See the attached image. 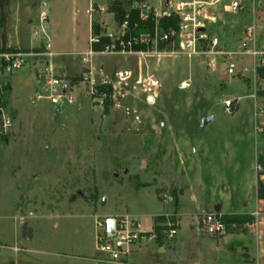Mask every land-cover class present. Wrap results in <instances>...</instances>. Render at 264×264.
<instances>
[{
  "label": "rangeland",
  "instance_id": "1",
  "mask_svg": "<svg viewBox=\"0 0 264 264\" xmlns=\"http://www.w3.org/2000/svg\"><path fill=\"white\" fill-rule=\"evenodd\" d=\"M88 4L89 0H9V26L22 23L40 31L42 25L47 38L51 36V50L58 54L53 59L54 74L69 83L75 102L64 105L61 111L47 101L34 102V95L43 90L39 58L34 72L30 70L25 76L20 73L13 86L4 91L14 117L12 133L0 138V247L4 252L10 253L14 234L25 231L32 236L30 244H44L52 251L65 249L68 257H90L94 252L95 217L113 216L107 215L110 210L118 214H147L160 207L158 201L166 211L154 216L153 223L178 230L181 199L193 200L197 196L204 203L191 215L197 222L196 216L212 212V205H221L222 209L224 201L248 193L255 175L260 173L257 166L263 168L256 154L258 151L264 156V133H254L252 101L244 99L237 114L233 115L236 104L233 116L225 114L224 103H237L239 99L233 100L231 91L222 83L226 61L220 52L222 36L228 39L229 31L237 36V26L243 30L254 25L257 50L264 53V0H244L243 10L228 11L226 17L222 4L227 3L209 7L215 21L208 22L206 31L218 38L217 52L204 49L189 60L96 55L92 58V81L83 84L79 54L88 46ZM197 7L206 8L203 4ZM245 14L251 18L241 20ZM224 19L227 26H222ZM96 20L109 21V30L116 29L114 17V23L109 16ZM17 28L12 29V39L20 38L21 46L28 47L30 32ZM47 38L39 34V39L33 41L34 50L42 51ZM55 62L69 66L68 71H60L61 76L75 71L74 75L58 76ZM255 72L254 78L233 77V83H246L249 89L255 86L254 106L264 109V67ZM148 77L159 80L157 91H145ZM182 82L189 83V88L181 90ZM108 86L112 90V106L105 114V100L101 104L95 98L105 94L106 99ZM91 88L96 89L95 96L90 94ZM208 116L214 119L201 129V120ZM175 141L180 142L179 159ZM197 146L203 148L204 156ZM187 155L192 159L199 157L203 168L193 169V160ZM250 159L256 163L248 169ZM195 175L199 179L194 185ZM215 180L219 184L213 183ZM167 194L173 195L174 202L164 203ZM143 224L148 225L147 217ZM163 256H169L168 249Z\"/></svg>",
  "mask_w": 264,
  "mask_h": 264
},
{
  "label": "built area",
  "instance_id": "2",
  "mask_svg": "<svg viewBox=\"0 0 264 264\" xmlns=\"http://www.w3.org/2000/svg\"><path fill=\"white\" fill-rule=\"evenodd\" d=\"M244 0H207L197 2L172 4L168 0H89L87 16L91 33L88 37L87 49L79 54L83 66L81 73L83 84H90L93 77L92 58L96 55L124 54L140 57L168 56L192 59L201 54L204 49L212 53L219 50L217 37L210 36L206 25L210 19L209 7H215L221 2L227 3L223 8L237 13L243 10ZM249 1V0H246ZM206 8L199 9L198 5ZM121 14V21H116V29L109 30V21L96 20V17L109 16L115 18ZM165 20L170 25L161 27ZM115 21L113 20V23ZM173 22V25L171 23ZM93 26L97 32H93ZM39 34L47 38L42 25L40 31H32L30 39H39ZM255 26L249 25L244 29V36L237 51L220 52L225 58L227 74L232 77L245 74L247 69L236 71L235 58L246 56L252 60L253 72L264 67V53L257 50L255 43ZM48 39V38H47ZM164 45L165 49L159 46ZM56 56L48 42L42 51L34 49H20L10 46L3 40V29L0 27V138L12 133L14 117L6 104L4 91L13 86L14 78L24 71L36 67L39 58L43 71L39 74V81L43 90L34 95V102L47 101L58 110L64 105L72 106L75 98L71 93L69 83L58 78L53 71V59ZM39 62V63H40ZM159 80L148 77L145 80V91L155 92L160 88ZM181 90L189 88V83L182 82ZM96 89L91 88L90 94L95 96ZM104 96V97H103ZM105 94L94 97L101 104ZM236 101L224 103L225 114L232 115ZM254 133H264V109L254 106ZM257 169L261 168L257 166ZM174 197L167 194L164 203L174 202ZM223 215L215 210L196 216L199 229L212 239L220 240L227 233V227L222 220ZM251 222L245 225L249 231H254L260 223H264V201L261 208H256L251 214ZM24 219L21 218L22 222ZM157 227L158 230H155ZM94 249L96 260L106 264H128L134 249L146 243L165 240L171 241L177 234L175 226H164L153 223L150 231H144L140 218L130 212L119 215L95 217L94 219Z\"/></svg>",
  "mask_w": 264,
  "mask_h": 264
},
{
  "label": "crops",
  "instance_id": "3",
  "mask_svg": "<svg viewBox=\"0 0 264 264\" xmlns=\"http://www.w3.org/2000/svg\"><path fill=\"white\" fill-rule=\"evenodd\" d=\"M168 1L174 5L180 3V1L178 0H173V1L168 0ZM187 1H191V0H187ZM223 6L224 4H222V12L224 13L223 16L226 17V13L228 12V9L225 10ZM85 16L88 24V33L90 35L91 30H90V23L87 16V12ZM248 18H251V15L245 14L241 20H247ZM209 21H215L214 17L210 15ZM226 23L227 21L224 19L222 26H225ZM13 27L15 29L16 27H18L17 29H23L29 31L30 32L29 41L31 40L30 35L33 31V26L28 24L26 26H23L22 23L12 24L11 26L7 24L5 31H3L5 32L6 43H8L12 47L20 48V49L36 48L35 43L32 40L29 42L28 47L21 46L22 41L20 38H18L17 40H13L12 39ZM232 28L233 27L230 26V30ZM237 28L239 29V35L234 36L233 34L235 33L233 31H229L228 39L222 36V52H231V51L234 52L238 50L240 42L244 36V31H243L244 29L241 30L240 26H237ZM48 29L51 35V25L49 26ZM49 42L52 49L53 43L51 40V36L49 38ZM87 47L84 50H82V52L80 53H83L87 49ZM55 54L56 56L58 55L57 53ZM235 61H236V71L239 72L243 69H247L248 71L245 74L234 77L235 80L238 77L254 78L253 76L255 75L256 72L255 73L253 72L252 60L249 57L239 56L235 58ZM67 66L66 65L60 66L58 62H55L54 63L55 73L58 76L64 78L73 76L75 71L66 76L60 75L61 74L60 71L62 69L68 71ZM28 73L29 71H24L21 73V75L25 76ZM234 79L232 76H229L227 74L226 68L222 70V83L227 89L231 91L230 97L233 100L239 99L236 103L237 110L233 115L238 113L240 102L244 99L251 100L253 103V107L255 104H257L256 101L257 96L256 94H252L255 86L253 87V89H249L250 85H246V83H241V82L235 84L233 83ZM231 133L232 132H230V134ZM189 138L190 137L187 136V139ZM174 143H175L174 150L175 153H177V157L179 159L180 158L179 155H181L180 146H179L180 142L175 141ZM188 143L189 142L187 141V144ZM181 148L183 149V147ZM196 148L198 149L197 151H200L199 152L200 155L202 156L205 155L202 147L197 146ZM191 151L192 150L190 149L189 152ZM255 151L257 150L255 149ZM195 153L197 154L196 151ZM187 157L193 160L192 163L190 164V166L193 165V169L198 170L199 168L200 169L203 168L199 164V157L198 158L195 157L194 159H192V157H190L189 155H187ZM256 158L258 159L261 158L263 159L264 162V156L260 154L258 151L256 154ZM255 163L256 161L253 162L252 164V159H250L248 163L249 165L248 169L253 168ZM260 172L262 173L261 175H257V176L255 175L253 182L250 184L248 193H246L245 195L242 194L239 197H235L229 202L224 201L222 205V209H221V205H212L213 206V207L211 206L212 211L217 210L223 216L242 215V216L251 217V214L255 211L256 208L262 207L264 201V200H260L257 196L258 183L260 182L264 185V169L261 168ZM190 179L191 177L188 178L189 184H191ZM192 179H193L192 183L195 185L196 180H198L199 177L195 175ZM213 179H215V177H213ZM213 183L219 184V182L216 180ZM140 188L151 189L149 187H140ZM192 198L193 200H191V198H187V199L183 198L181 199V201H179L178 208L180 210L179 213L181 215V220L176 236L169 243H163L161 240H159L158 242L146 243L134 249L130 256V261H132V264H264V223H260L259 225H257L254 231H249L245 227H243L241 229L227 231L226 235L222 237L220 240L212 239L200 231L198 223L194 221V219L191 217V215L195 211L200 210L204 204L199 197L194 196ZM158 204H160V207L153 212H149L147 214L146 213L143 214L141 212H139L138 214L133 213L134 215L139 216L141 221V226L144 231L152 230L153 217L159 216L166 211V207L163 206L159 201ZM107 215H119V214L116 213L115 210H110ZM144 217L148 218L147 226H144L143 224ZM184 221H185V226H183ZM13 240H14L13 246L8 248V250L12 254L2 251L3 248L0 247V264H102L96 260L95 249L90 257H86V256L68 257V254L66 253L65 249L59 251H52L46 246H44V244H36V245L30 244V242L32 241V236L30 235L29 232L21 231V235L20 233L19 234L16 233L14 234ZM167 244H169L167 248L169 251V256H163L167 251L166 249ZM93 246H94V236H93ZM156 248H159V250H157L159 255L155 253ZM75 251L76 252L78 251V247H76ZM33 254L40 255L42 257H33Z\"/></svg>",
  "mask_w": 264,
  "mask_h": 264
},
{
  "label": "trees",
  "instance_id": "4",
  "mask_svg": "<svg viewBox=\"0 0 264 264\" xmlns=\"http://www.w3.org/2000/svg\"><path fill=\"white\" fill-rule=\"evenodd\" d=\"M9 6V0H0V27L5 31L6 25H7V12L6 9ZM121 14L118 13L116 16L117 21H121ZM170 24L167 23L165 20L161 21V27L162 28H167ZM173 25V22L171 23ZM93 32H97L96 26L94 30L93 26ZM3 40L5 41V32H3ZM109 87V86H108ZM103 86H100L99 89H102ZM111 87H109V93L108 97L105 99V106H104V113L107 114L110 107L112 106V101H111ZM261 162L262 167L264 168V162L263 159H259ZM262 173L260 172L258 175H261ZM257 196L260 200H264V185L262 183H258L257 185ZM223 222L225 223L227 227V231H232L236 229H241L246 223L251 221L250 216H242V215H233V216H223L222 218ZM155 230H158L157 227H154ZM160 240V238H159Z\"/></svg>",
  "mask_w": 264,
  "mask_h": 264
},
{
  "label": "water",
  "instance_id": "5",
  "mask_svg": "<svg viewBox=\"0 0 264 264\" xmlns=\"http://www.w3.org/2000/svg\"><path fill=\"white\" fill-rule=\"evenodd\" d=\"M59 111H60V109H59ZM213 119H214L213 116L204 117L201 120L200 128L203 129L206 125H208L209 123H211Z\"/></svg>",
  "mask_w": 264,
  "mask_h": 264
}]
</instances>
